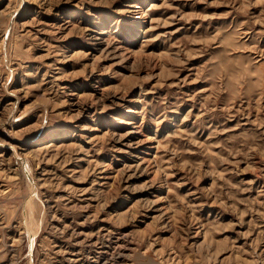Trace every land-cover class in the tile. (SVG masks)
<instances>
[{
  "label": "rangeland",
  "instance_id": "obj_1",
  "mask_svg": "<svg viewBox=\"0 0 264 264\" xmlns=\"http://www.w3.org/2000/svg\"><path fill=\"white\" fill-rule=\"evenodd\" d=\"M0 264H264V0H0Z\"/></svg>",
  "mask_w": 264,
  "mask_h": 264
},
{
  "label": "bare ground",
  "instance_id": "obj_2",
  "mask_svg": "<svg viewBox=\"0 0 264 264\" xmlns=\"http://www.w3.org/2000/svg\"><path fill=\"white\" fill-rule=\"evenodd\" d=\"M111 255V254H110ZM118 256V255H117ZM69 259V258H68ZM73 259V258H72ZM95 261V260H94Z\"/></svg>",
  "mask_w": 264,
  "mask_h": 264
}]
</instances>
